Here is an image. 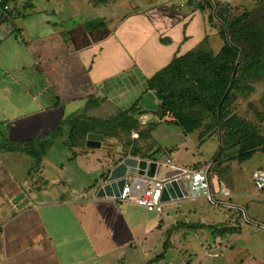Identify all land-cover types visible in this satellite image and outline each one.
I'll use <instances>...</instances> for the list:
<instances>
[{"label":"crops","instance_id":"1","mask_svg":"<svg viewBox=\"0 0 264 264\" xmlns=\"http://www.w3.org/2000/svg\"><path fill=\"white\" fill-rule=\"evenodd\" d=\"M118 1L109 0L104 5L94 0H86V3L98 7L116 5ZM136 1L139 3L130 16L116 18L114 24L100 20L104 28L98 30L86 29L92 21L78 16L79 0H7L3 10L0 9V20L6 19L0 25L3 32L0 40V264H114V255L119 249L133 247L137 235L143 240L148 234L149 230L128 220L135 205L130 204L126 209L111 198L96 197L104 182L100 177L102 182L95 183L94 192L81 186L76 191L67 188L56 191L51 187L58 183L48 180H44L47 185L39 186L33 182L32 173L42 176V166L39 168L30 160L27 177L23 178L21 155H25L6 149L8 143L20 145L48 137L47 133L34 135L44 123L36 119L38 113L43 119L50 109H59L75 99L87 104L89 98L102 89L112 98L103 100L97 96L99 102L114 106L115 95L121 100H117L116 106L125 108L116 107L119 111L134 107L136 113L148 118L147 103L154 100L159 106L156 94L147 89V80L180 53L186 24L184 32L190 41L188 27L194 14L181 15V11L174 12L177 10L163 14L158 12L159 5L146 6ZM36 14L44 15L47 22L28 21ZM39 26L42 30L48 26V30L39 32ZM135 35H139V42L131 41ZM125 77L130 81L123 86L119 81L123 82ZM138 86L145 90L126 108L124 101L130 89ZM119 87L123 89L121 92H118ZM133 115L138 120L137 114ZM139 120L140 124H146ZM116 146L122 154V147ZM93 151L102 152L105 157L101 159L107 161L99 166L98 172L108 170L111 161L105 152ZM79 156L76 152L74 159ZM169 157L176 167L186 169ZM257 161L255 169L248 172L252 188L245 182L243 168L240 169L243 176H237L238 191L226 187L230 191L229 198H234L233 206L226 208L241 211L246 206L251 218L245 214L239 222L235 216L228 219V223L236 220L242 227L248 219L253 223L248 226L263 225L258 219L264 207V192L255 188L251 178L253 171H264V161ZM175 202L180 201L168 205ZM240 226L237 232L222 236L228 245L212 249L201 247L202 257L215 259L228 253L233 247L229 235H241L244 229ZM108 238L113 242L108 243Z\"/></svg>","mask_w":264,"mask_h":264},{"label":"rangeland","instance_id":"2","mask_svg":"<svg viewBox=\"0 0 264 264\" xmlns=\"http://www.w3.org/2000/svg\"><path fill=\"white\" fill-rule=\"evenodd\" d=\"M79 1L81 8L78 16L80 18L83 17L85 21H92V23H98L100 20L105 19L106 22L110 21L112 24L116 23V18L130 16V13L134 11L137 3H139L136 0H119L116 5L93 7L87 4L86 0ZM140 1L146 6L159 5L158 12L163 14H170L172 13L171 10L174 9L177 10H173L175 13L181 11V15H184L192 13L196 4L203 6L204 28L200 15L194 14L188 27V36L191 39L182 45L183 47L179 51V54L193 48L202 40L204 34L207 35V41L204 43L207 51L216 55L222 50L224 43L219 37L220 25L213 15L216 10L215 8H217L216 5L222 8L226 7V17L230 20L255 9L264 11V0H192L193 4L191 7L188 3L189 0ZM207 5H212V9ZM210 17H213V19L210 20ZM184 19L182 22L185 21ZM37 20L43 24L47 22V18L42 14L33 15L28 21L38 22ZM155 21L161 23V20L158 18H155ZM154 28L158 29L156 26ZM38 29L39 32H43V30H48V26L43 27V30L39 26ZM184 34V37H186V32ZM133 37L134 40H131L132 42H139V35ZM128 81L130 79L125 77L123 79L124 83L122 80L119 82L122 85H127ZM122 90V87H119L118 92ZM144 90L143 86L130 89V93L124 101L126 102V108H128V104L132 105L142 95ZM104 92L102 89L100 93L97 92L95 96L89 98V104L93 105L97 103L98 106L96 108H89L84 113L86 117H94L95 119L105 121L116 117L119 113L118 109L124 108L121 105L116 106L119 99L115 95L113 97L116 100V103L113 102L114 106L106 101L99 102L97 96H101L103 100H105L104 98H112L111 94ZM233 93L235 95L232 94L229 100L230 105L226 110V119L244 122L250 131L256 132V134L264 139V79L245 81ZM119 101L121 102V100ZM118 106L119 108L117 109L116 107ZM85 107L86 103L75 99L70 104H62L59 106V109H50L43 119H41V114L38 113L36 119L41 122L44 121V123L42 124L43 127L38 131H34V135L42 136L46 133L49 134L61 121H68L69 117ZM146 108H149L148 112L150 116L148 118L144 117L143 113L138 114L136 113L137 111L134 113V115H138L136 117L138 120L140 119L139 121H145V125L139 123L140 128L128 136L121 133L118 139L104 141L115 144V158L110 162L108 170L103 169L102 172H98L99 166L107 162L101 159L105 157L102 155V152L86 148V142L83 147L68 149L64 146L65 136L63 135L57 138L55 145L42 157L39 168L42 166L43 175L32 173L33 182H37L39 186L47 185L44 180L58 183L51 187V189L56 191L66 190L64 188L76 191L81 186L89 192H94L95 183L99 185L102 182L100 179L102 175L106 171L109 172L115 166V163L118 164L124 158L117 151L119 147L116 145H119L122 147V153H127L125 157H131L128 153L136 149L138 154L135 158L142 160L164 162L169 156H172L175 164L194 171L209 170L213 166L214 175L212 174L211 177L215 187L220 182L219 186L223 185L233 192L238 191L237 176L242 175L240 169L243 168L245 171V182L249 189L250 187L252 188V185L249 183L248 172L250 173L251 170L255 169L256 164L259 163L257 159L264 161V144L256 150L251 160L244 164V162L241 163L237 160L238 146L236 145V137L231 136L228 141L222 142L223 134L220 130V121L216 129L213 127L214 122L211 116L203 115V112L200 111L198 113L200 115L199 121H201H198L200 126L190 134H186L176 125L177 121L172 113L166 114L163 121L160 120V117L156 114L158 106L154 100H150ZM210 125H212V129L209 128ZM67 130L68 128L65 127L63 132ZM223 144H226L224 148ZM76 152L80 156L74 159ZM104 152L107 158H110L107 153L111 152ZM21 158L22 177L24 178L27 177L30 167L29 161L31 159L23 155H21ZM87 171L90 173H87ZM61 183H65V185ZM214 201L216 205L211 204L203 197L195 201L182 200L166 206L163 215L147 213L142 208L133 207L134 213L129 215L128 220L133 225L139 223V226H142L145 231H149L143 240L139 239L140 235H137L133 247L119 249L114 255V264H148L160 255L164 256L163 261L152 264H199L200 262L201 264H263L264 229L260 226L264 227V207L260 209V217L258 219L259 222L261 220L263 225L248 226L249 220L246 219V222H243L244 226L241 227L236 220L234 223H228L227 221L231 217L235 218L236 216V219L242 222L245 214H247L248 218H251L246 213V206L241 210V215L237 212L239 210H230L221 206H233L231 204L234 203L233 197L225 198L218 195ZM122 207L127 209L130 207V204H122ZM195 225L202 228L195 229L194 231L185 228ZM154 226L156 227L155 230L150 229ZM227 226H240L241 229H244L239 236L229 235V239L233 243L232 249L228 253L221 254L220 257L217 256L215 259H205L202 257L201 247L212 249V247H221L229 244V242H225L221 234L216 233V230L210 229L212 227L215 229ZM112 242L113 240L108 238V243ZM122 254L124 257H121Z\"/></svg>","mask_w":264,"mask_h":264},{"label":"trees","instance_id":"3","mask_svg":"<svg viewBox=\"0 0 264 264\" xmlns=\"http://www.w3.org/2000/svg\"><path fill=\"white\" fill-rule=\"evenodd\" d=\"M94 1L96 4L104 5L109 0ZM6 2L7 0H1L0 9L3 10ZM188 3L190 7L193 4L192 0H189ZM207 6L212 9V5ZM216 7L213 15L220 25L219 37L224 43L222 50L216 55L207 51L204 45L207 35L204 34L202 40L193 48L180 55L176 53L167 66L147 80L146 86L149 91L156 94L159 101L156 114L160 120L163 121L166 114L172 113L177 121L176 125L186 134H190L200 126L198 123L200 111L203 112V115L211 116L214 122L213 127L216 129L220 121V130L223 134L222 142L228 141L231 136L236 137L237 160L243 163L250 160L256 150L263 146L264 139L256 132L250 131L244 122L227 120L226 110L230 105L229 100L232 94L235 95L233 92L237 91L243 82L264 79V11L255 9L230 20L226 17V7L222 8L218 5ZM203 11V6L196 4L192 13L200 15L204 28ZM211 19L213 17H210ZM5 22L6 19H1L0 25ZM186 26L187 24L183 26V33ZM102 28H104L103 22L86 25L87 30ZM188 40L189 38L183 37V44ZM89 103L88 101L84 109L69 117L68 121H61L47 138H37L20 145L8 143L6 149L20 152L39 165L42 157L55 145L57 138L63 135L65 136L64 146L72 149L73 147H83L88 135H97L103 141H109L118 139L121 133L128 136L140 128L139 122L132 117L135 113L134 107L126 111H119L116 117L104 121L84 115L89 108L98 106L97 103L93 105ZM65 127L68 130L63 132ZM209 128L212 129V125ZM225 146L226 144H223V148ZM107 154L110 156L109 160L113 161L114 152ZM128 154L131 157H136L138 153L135 149ZM122 156H127V153H122ZM108 173L106 171L101 179L105 180ZM212 174L213 166L208 170V177L210 191L214 196L218 192L220 182L215 187ZM214 200L215 197H213ZM237 212L242 215L241 211ZM185 228L194 231L202 227L195 225ZM238 228L227 226L210 229L216 230V233L223 236L237 232ZM163 259L164 256L160 255L148 264L158 263Z\"/></svg>","mask_w":264,"mask_h":264},{"label":"built area","instance_id":"4","mask_svg":"<svg viewBox=\"0 0 264 264\" xmlns=\"http://www.w3.org/2000/svg\"><path fill=\"white\" fill-rule=\"evenodd\" d=\"M8 8L5 7V10ZM3 38V32H0V40ZM149 162H156L147 160ZM163 165L165 171L179 170L181 174L175 179H182L188 191V198L185 200H197L201 197L206 199L211 204H214L213 197L219 195L220 197L228 198L230 191L223 185L219 186L216 195H212L209 185L208 169L190 170L178 168L173 164L172 158H168L164 162H156ZM251 178L255 188L258 191H264V172L255 170L251 173ZM165 180H157L155 178H148L145 176L136 175L127 179L126 184L118 198H111L114 201L122 204H133L142 208L147 213H157L163 215L164 207L168 203L162 202V193L165 189ZM179 201V200H176ZM230 207L228 205H221Z\"/></svg>","mask_w":264,"mask_h":264},{"label":"water","instance_id":"5","mask_svg":"<svg viewBox=\"0 0 264 264\" xmlns=\"http://www.w3.org/2000/svg\"><path fill=\"white\" fill-rule=\"evenodd\" d=\"M86 148L107 152H114L115 150L114 144L103 142L102 138L97 135L87 136ZM180 174L181 172L179 170L165 171L163 165L160 163L124 157L122 161L110 169L107 178L98 188L96 197L102 199L118 198L127 179L140 175L148 178H155L157 180H165V189L161 198L162 202L185 200L188 198V191L185 183L180 178L175 179V177H178Z\"/></svg>","mask_w":264,"mask_h":264}]
</instances>
